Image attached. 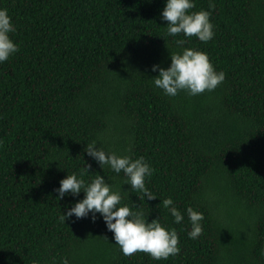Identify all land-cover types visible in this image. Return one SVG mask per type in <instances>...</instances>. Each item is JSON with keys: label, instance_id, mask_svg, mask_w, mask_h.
<instances>
[{"label": "trees", "instance_id": "obj_1", "mask_svg": "<svg viewBox=\"0 0 264 264\" xmlns=\"http://www.w3.org/2000/svg\"><path fill=\"white\" fill-rule=\"evenodd\" d=\"M0 264H264V0H0Z\"/></svg>", "mask_w": 264, "mask_h": 264}]
</instances>
